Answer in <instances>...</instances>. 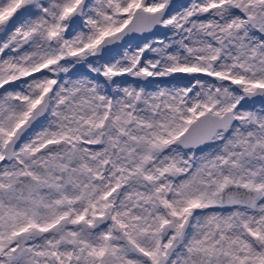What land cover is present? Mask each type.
Wrapping results in <instances>:
<instances>
[{
    "label": "snow or ice",
    "instance_id": "1",
    "mask_svg": "<svg viewBox=\"0 0 264 264\" xmlns=\"http://www.w3.org/2000/svg\"><path fill=\"white\" fill-rule=\"evenodd\" d=\"M0 264H264V0H0Z\"/></svg>",
    "mask_w": 264,
    "mask_h": 264
}]
</instances>
